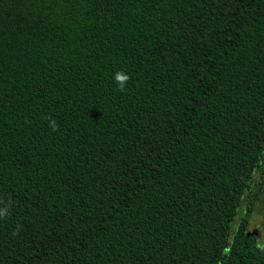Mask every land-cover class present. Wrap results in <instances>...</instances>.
<instances>
[{"label":"trees","instance_id":"16d2710c","mask_svg":"<svg viewBox=\"0 0 264 264\" xmlns=\"http://www.w3.org/2000/svg\"><path fill=\"white\" fill-rule=\"evenodd\" d=\"M256 172L264 0H0V264H264Z\"/></svg>","mask_w":264,"mask_h":264},{"label":"rangeland","instance_id":"374dc122","mask_svg":"<svg viewBox=\"0 0 264 264\" xmlns=\"http://www.w3.org/2000/svg\"><path fill=\"white\" fill-rule=\"evenodd\" d=\"M261 174L257 173L255 174V182H254V188L257 186L263 187L257 192V201H256V206L253 211V213L250 216V224L248 226V232L250 235L254 236L256 239V242L259 246V248H264V178L261 179ZM263 185V186H262ZM244 204L240 208V211L242 213L244 209ZM240 213V214H241ZM238 215L235 218V223L233 226H235L239 221H240V215Z\"/></svg>","mask_w":264,"mask_h":264},{"label":"clouds","instance_id":"9594fccd","mask_svg":"<svg viewBox=\"0 0 264 264\" xmlns=\"http://www.w3.org/2000/svg\"><path fill=\"white\" fill-rule=\"evenodd\" d=\"M128 77L126 74L123 73H115L114 80L116 81L118 88L123 89L125 86V82L127 81ZM53 130H55V122H50ZM7 215V211L4 208H0V217Z\"/></svg>","mask_w":264,"mask_h":264},{"label":"water","instance_id":"95a60500","mask_svg":"<svg viewBox=\"0 0 264 264\" xmlns=\"http://www.w3.org/2000/svg\"><path fill=\"white\" fill-rule=\"evenodd\" d=\"M248 235L250 236V233H248Z\"/></svg>","mask_w":264,"mask_h":264}]
</instances>
